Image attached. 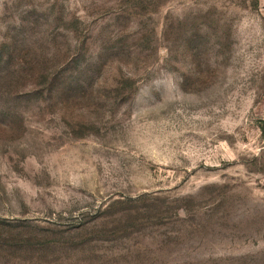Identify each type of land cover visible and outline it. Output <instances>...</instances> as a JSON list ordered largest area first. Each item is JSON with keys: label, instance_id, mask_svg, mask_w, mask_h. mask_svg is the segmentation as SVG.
<instances>
[{"label": "rangeland", "instance_id": "rangeland-1", "mask_svg": "<svg viewBox=\"0 0 264 264\" xmlns=\"http://www.w3.org/2000/svg\"><path fill=\"white\" fill-rule=\"evenodd\" d=\"M264 0H0V264H264Z\"/></svg>", "mask_w": 264, "mask_h": 264}, {"label": "trees", "instance_id": "trees-1", "mask_svg": "<svg viewBox=\"0 0 264 264\" xmlns=\"http://www.w3.org/2000/svg\"><path fill=\"white\" fill-rule=\"evenodd\" d=\"M259 129H260L262 135L264 136V122H260Z\"/></svg>", "mask_w": 264, "mask_h": 264}]
</instances>
